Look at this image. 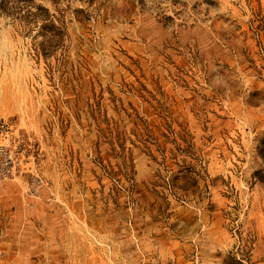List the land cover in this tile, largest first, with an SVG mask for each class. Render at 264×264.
Masks as SVG:
<instances>
[{
  "label": "rangeland",
  "instance_id": "obj_1",
  "mask_svg": "<svg viewBox=\"0 0 264 264\" xmlns=\"http://www.w3.org/2000/svg\"><path fill=\"white\" fill-rule=\"evenodd\" d=\"M1 118L44 184L0 180V264H177L167 201L231 177L223 264H264V0H0Z\"/></svg>",
  "mask_w": 264,
  "mask_h": 264
},
{
  "label": "crops",
  "instance_id": "obj_2",
  "mask_svg": "<svg viewBox=\"0 0 264 264\" xmlns=\"http://www.w3.org/2000/svg\"><path fill=\"white\" fill-rule=\"evenodd\" d=\"M224 177L229 178L226 175ZM231 184H234L237 190L230 187V191L226 185L214 187L208 192L209 200H202L194 205H183L177 200L178 197L176 199L171 197V200L167 201L168 214L163 222L169 225L164 229L169 230L167 237L172 239L169 243L170 248L173 247L180 255L177 264H223L222 255L228 253L236 240L226 222L224 216L226 204L222 203V199L228 198L232 193L241 197L249 195L255 197L259 187L256 177H231ZM249 186L252 187L251 190ZM191 197L194 198L195 195ZM3 199L0 193V208L6 206ZM151 222L153 220L150 218L149 223Z\"/></svg>",
  "mask_w": 264,
  "mask_h": 264
},
{
  "label": "built area",
  "instance_id": "obj_3",
  "mask_svg": "<svg viewBox=\"0 0 264 264\" xmlns=\"http://www.w3.org/2000/svg\"><path fill=\"white\" fill-rule=\"evenodd\" d=\"M34 136L12 119H0V180L21 181L27 193L37 191L44 180L38 165Z\"/></svg>",
  "mask_w": 264,
  "mask_h": 264
}]
</instances>
